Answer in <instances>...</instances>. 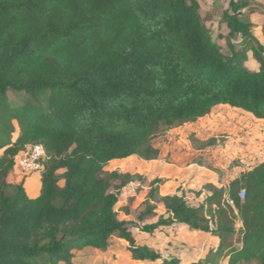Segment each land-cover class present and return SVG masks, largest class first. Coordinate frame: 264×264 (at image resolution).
Segmentation results:
<instances>
[{"label":"trees","instance_id":"trees-1","mask_svg":"<svg viewBox=\"0 0 264 264\" xmlns=\"http://www.w3.org/2000/svg\"><path fill=\"white\" fill-rule=\"evenodd\" d=\"M246 7L228 0L222 14L228 36L246 41L226 54L197 0H0V264H75L85 249L108 250L112 237L134 260L179 264L130 232L173 225L218 239L192 264H264V160L226 173L195 206L183 192L160 196L164 179L104 171L131 157L164 160L154 144L160 128H195L215 107L264 128V55L242 18ZM248 54L257 68L246 67ZM8 93L27 100L13 103ZM35 145L45 159L30 199L25 178H8ZM131 183L145 188L144 199L133 219H120Z\"/></svg>","mask_w":264,"mask_h":264},{"label":"rangeland","instance_id":"rangeland-1","mask_svg":"<svg viewBox=\"0 0 264 264\" xmlns=\"http://www.w3.org/2000/svg\"><path fill=\"white\" fill-rule=\"evenodd\" d=\"M234 1L247 4V7L241 11L242 18L251 24L254 48H261L264 55V0ZM197 2L202 25L208 30L212 42L217 43L224 53L229 54L231 47L238 49L245 45L246 41L243 42L240 38L231 39L228 36V29L222 20V14L228 11V0H197ZM248 55L249 61L246 67L252 69L255 63L250 54ZM8 98L16 104H22L27 100L24 95L11 93H8ZM206 141H209V144L200 148L199 146ZM154 144L162 151L164 160L145 162L131 157L110 162L104 171L138 175L150 181L153 176L148 173L152 169L168 165L176 171L173 176L175 183L170 186L171 191L180 187L187 204L195 206L215 189L224 186L219 179L226 173H238L241 169L264 160V128L247 114L226 107L212 109L209 116L200 121L195 128L186 124L170 128L161 127L154 138ZM17 180H22L18 172L8 178L11 184ZM178 181L179 184L176 183ZM145 192V188L138 189V183H131L123 191L119 197L120 219L134 218L140 209ZM169 192L170 188H167L166 193ZM199 192L202 194L200 198ZM160 209L162 212V208ZM238 227L239 225L236 229ZM131 231L137 233L135 229ZM176 233L182 234L177 230L174 236ZM136 244L139 245L137 242ZM91 260L92 258L84 250L74 259V263L90 264Z\"/></svg>","mask_w":264,"mask_h":264},{"label":"crops","instance_id":"crops-1","mask_svg":"<svg viewBox=\"0 0 264 264\" xmlns=\"http://www.w3.org/2000/svg\"><path fill=\"white\" fill-rule=\"evenodd\" d=\"M255 63V61H254ZM257 68L255 63L252 69ZM13 171V174H16L17 171ZM152 179L155 178H165V184L159 188L160 196H172V195H181L180 187L172 190L170 187L175 181L173 176L176 174V171L170 168L168 165L157 166L155 169H152L150 173ZM159 176V177H158ZM21 181V180H20ZM19 180L13 182L12 184L20 183ZM179 184V181L176 182ZM179 186V185H178ZM170 188V192L166 193V189ZM24 189L27 196L30 199H34L39 195L40 190V180L39 175L30 176L24 179ZM179 189V192H177ZM132 233L133 237L135 236L136 242L139 246H142L148 250L158 253L163 259L179 260V264H192L198 260H203L210 251H213L218 246V239L210 234L194 230H188L186 227L181 225H173L171 228L166 229L165 231H155L153 234H147L137 231V233ZM181 231V235L174 236L175 231ZM84 251V250H83ZM89 257L92 258V264H161L162 261L157 260L151 262L149 260H134L131 253L126 248V243L122 240L112 237L110 239V246L108 250L101 252L93 249H85ZM228 258L226 257L219 264H227ZM90 263V262H89ZM90 263V264H91Z\"/></svg>","mask_w":264,"mask_h":264},{"label":"built area","instance_id":"built-area-1","mask_svg":"<svg viewBox=\"0 0 264 264\" xmlns=\"http://www.w3.org/2000/svg\"><path fill=\"white\" fill-rule=\"evenodd\" d=\"M44 159L45 153L41 145L29 147L24 153L16 157L14 170H16L22 178L40 175L43 170ZM240 198L243 199V194L240 195Z\"/></svg>","mask_w":264,"mask_h":264}]
</instances>
